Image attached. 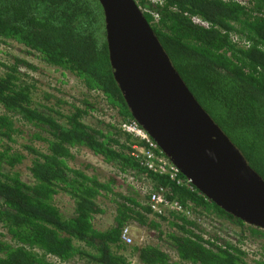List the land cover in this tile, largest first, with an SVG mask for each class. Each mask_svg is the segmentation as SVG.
I'll return each instance as SVG.
<instances>
[{
	"label": "trees",
	"instance_id": "trees-1",
	"mask_svg": "<svg viewBox=\"0 0 264 264\" xmlns=\"http://www.w3.org/2000/svg\"><path fill=\"white\" fill-rule=\"evenodd\" d=\"M133 1L196 102L264 182V0ZM1 41L15 42L44 64L69 73L86 94L81 106L71 105L64 114L61 99L52 106L36 101L33 80L19 65L34 68L17 60L5 65L0 75V264H67L74 259L131 264L126 252L135 255L136 264H248L245 252L222 237L220 227L230 226L214 224V219L239 227L242 240H258L260 258L253 264H264V229L227 213L193 184L190 192L130 156L131 138L118 126L137 121L112 75L97 0H0ZM91 93L102 98L109 112L116 111L109 116L112 122H102L107 110ZM93 114L102 117L88 125L85 119ZM17 124L32 130L29 142L18 149ZM80 149L122 175L134 174L139 189L127 184L130 193L119 194L114 179L101 181L73 168ZM144 182L152 185L145 194ZM158 187L168 201L190 203L193 214L209 222L207 228L176 215L152 219L148 193ZM57 200H65L71 210L63 213ZM109 208L112 223L98 230L95 222ZM128 226L146 230L157 243L124 246L121 233Z\"/></svg>",
	"mask_w": 264,
	"mask_h": 264
},
{
	"label": "water",
	"instance_id": "water-1",
	"mask_svg": "<svg viewBox=\"0 0 264 264\" xmlns=\"http://www.w3.org/2000/svg\"><path fill=\"white\" fill-rule=\"evenodd\" d=\"M113 78L138 125L209 200L264 229V182L182 82L133 0H97Z\"/></svg>",
	"mask_w": 264,
	"mask_h": 264
},
{
	"label": "rangeland",
	"instance_id": "rangeland-1",
	"mask_svg": "<svg viewBox=\"0 0 264 264\" xmlns=\"http://www.w3.org/2000/svg\"><path fill=\"white\" fill-rule=\"evenodd\" d=\"M26 50L18 45L15 42L11 41H1L0 42V75L4 74L5 72V65H13L15 63V60L22 61L25 64H29L32 68L35 70H29L27 67H25L24 64L19 65V71L22 73L29 75L30 78L33 80L32 84L34 86V95L35 99L38 103L42 105L52 106L55 103L56 99H61L64 101L65 107L60 108L61 111L66 114L67 111L70 109L71 105L75 106H81L83 95H85V90L81 86V83L74 78L72 75H70L67 72H63L60 70H57L53 67H50L46 64H44L41 60L36 58L35 55H32L28 52H25ZM55 90L59 91L56 92ZM44 95H47L45 99ZM92 98H95L96 103L99 104L100 107H103L107 110V114L102 122L105 124H108L111 119L109 116L114 114V112H109L108 107L105 102H102V98L98 96L96 93L90 94ZM89 101V100H88ZM91 101V100H90ZM102 116H98L97 114H93L92 118L85 119V122L88 125H94L99 121V118ZM112 122V121H111ZM19 129V137L17 139V145H15V148H19L21 145H25L29 142L30 137H32L31 133L32 130L30 127H27L24 124L16 125ZM40 147V145H36V147ZM75 160L72 161L71 166L76 169L84 170L88 175L95 176L101 181H107L108 179H114L117 183L116 186H113L116 188V191L119 192V194H128L130 193V190L126 191L127 184L135 185L136 181L134 178V174H127L122 175L115 167L112 165L105 164L101 157L93 155L90 151L86 149H80L78 153L75 155ZM22 171V178L26 179V171L24 168V165L21 167ZM126 183V184H123ZM145 183V182H144ZM135 187V186H134ZM140 186H136L135 189H139ZM131 188V187H130ZM57 205L59 208H61L63 213H66L71 210L69 204L62 200H57ZM66 208V209H65ZM112 223V210H108L107 214L103 216L100 220L95 222L96 228L98 230L104 231L106 230ZM220 223L224 225H228L230 227L226 228L225 226L220 227L226 235H222L224 239L230 240L231 243H236L241 250H243L246 253V261L254 262L257 261L260 257V242L258 240L254 239H240L238 236V233L240 231V228L237 226H234L232 224H229L227 222H221L219 220L214 219V224ZM201 226L204 228H207L209 225L208 221H201ZM166 227L163 225L161 226V230H165ZM134 235V242L131 246L138 245V239L137 234L140 235V233L136 230H133ZM155 235V234H154ZM245 235H248L245 233ZM154 244L157 243V239L155 237H151ZM239 241V243H238ZM163 251L167 253L169 256L173 257V253L167 249L166 246H164ZM129 261L131 264H136V258L135 255H128ZM132 257V258H131ZM131 258V259H130ZM67 264H85L83 261H78L76 259L68 262Z\"/></svg>",
	"mask_w": 264,
	"mask_h": 264
},
{
	"label": "built area",
	"instance_id": "built-area-1",
	"mask_svg": "<svg viewBox=\"0 0 264 264\" xmlns=\"http://www.w3.org/2000/svg\"><path fill=\"white\" fill-rule=\"evenodd\" d=\"M112 112H114L113 116L116 115L115 110L112 109ZM118 129L121 133L131 138L132 146L130 156L132 159L138 161L143 169L154 175L165 177L178 186L186 187L190 192L194 191L191 181H185L181 178L180 171L163 156L158 145L136 122L125 120L119 124ZM135 186L140 185L136 183ZM151 186L149 182L143 184V194H145L146 189L151 188ZM147 207L152 219H171L173 215L187 219L195 218V215L191 211L192 207L190 203L181 205L176 201H168L164 195V190L160 187L155 190H150L148 193ZM196 222H201L197 216ZM133 230L134 226H128L122 230L121 242L124 246L129 247L133 244L135 235L133 234ZM137 239V246H144L149 242L148 234L145 231H143L142 234L140 233V235L137 234Z\"/></svg>",
	"mask_w": 264,
	"mask_h": 264
},
{
	"label": "clouds",
	"instance_id": "clouds-1",
	"mask_svg": "<svg viewBox=\"0 0 264 264\" xmlns=\"http://www.w3.org/2000/svg\"><path fill=\"white\" fill-rule=\"evenodd\" d=\"M141 128V127H140ZM152 139V138H151ZM153 140V139H152ZM154 141V140H153ZM155 142V141H154ZM156 143V142H155ZM160 149V148H159ZM161 150V149H160ZM162 152V151H161ZM163 153V152H162ZM163 156L165 157V155L163 154ZM166 158V157H165ZM167 159V158H166ZM169 161V160H168ZM170 162V161H169ZM180 174H181V172H180ZM195 218L194 219H189V220H195V222H196V216H194ZM187 219V218H186ZM223 222H225V221H223ZM200 224V223H199ZM143 231H145L147 234H148V240H149V242L146 244V245H150L151 244V242H152V238H151V235L146 231V230H142L140 233L142 234V232ZM146 245H144V246H146ZM130 247V246H129ZM132 247H143V246H137V245H135V246H132ZM245 259H246V253H245ZM256 262V261H255ZM247 263L248 264H253L254 262H249V261H247Z\"/></svg>",
	"mask_w": 264,
	"mask_h": 264
}]
</instances>
